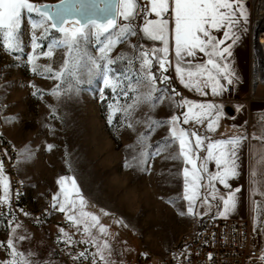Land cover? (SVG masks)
Instances as JSON below:
<instances>
[{"label": "snow or ice", "instance_id": "6c2138e0", "mask_svg": "<svg viewBox=\"0 0 264 264\" xmlns=\"http://www.w3.org/2000/svg\"><path fill=\"white\" fill-rule=\"evenodd\" d=\"M33 14L39 18L33 19ZM25 19L31 20L33 54L28 57V62L34 74L38 71L35 50L42 47L40 41L48 39L52 30L60 35L46 45L45 55L52 57L58 48L67 51L68 58L60 69L53 71L51 67H44L39 73H47L51 78L61 81L51 95L57 98L67 93L78 95L81 91L80 84H90L94 78L99 77L105 88L115 94L111 103H107L110 110L106 117L107 122L112 125L115 118L117 125L133 130V116L143 105H147L154 112L167 99L170 106L179 110L186 109L181 115L165 119L149 115L146 121L148 132L140 134L136 144L130 146L133 154L125 160L123 167L135 168L138 174L149 173L153 166L152 161L170 146L177 145L178 151L169 152L164 159L179 160L184 165V194L178 199L186 201L187 207L179 215L202 218L211 210L213 201H217L213 216L219 215L227 219L236 212L241 189L234 187L232 181L241 174L238 153L246 137L211 140L207 135H200L182 126L177 127L178 123L203 125L207 120L206 131L214 132L220 120L225 118L224 105L194 103L184 98L171 86L172 77L166 73L173 63L170 58L171 38L174 41V71L185 89L207 95L203 89L210 83L211 94L219 97L227 92L224 82L227 85L237 83L239 78L229 58L233 56L234 45L240 40L239 25L246 23L248 19L244 0H60L56 5H37L30 0H0V37L7 52L23 53ZM70 22L74 27H66ZM37 29L42 30V36L36 34ZM221 30H224L223 37L218 38L215 32ZM138 35L141 39L158 42L159 46L145 49L140 43H130ZM93 40L98 45L99 56L89 51ZM227 41L231 43H226ZM119 44L128 45L133 50L131 55L122 52L113 58L111 53ZM199 53L207 58L206 62H197ZM121 62L126 64L127 71L117 75V69L112 66ZM85 76L86 80L83 79ZM64 84L71 86L62 88ZM129 92L133 94V103L118 104L117 100L127 98ZM41 94L37 88L36 95ZM108 99L104 98L105 101ZM3 107L5 105L0 104V108ZM120 116L124 118L123 123L119 120ZM143 122L136 121L137 124ZM165 126L169 128L167 136L150 145L152 133ZM47 148L51 151L54 145L49 144ZM136 148L140 150L135 151ZM201 151L206 154L201 156ZM32 157V152L27 151L25 159L31 160ZM210 163L215 165L213 173H209ZM4 164V158H0V183L4 190L0 197V216L9 206L10 185L4 175ZM188 165L191 166L190 169ZM69 168L75 173L71 161ZM163 174L161 170V175ZM204 180H207L210 191L200 196L197 193L204 187ZM57 184L59 191L52 197V208L66 214L69 224L86 236V239L76 241L62 228L61 232L67 237L65 243L85 245L86 250L76 257L81 262L87 258L92 264H109L105 255L107 253L110 256L112 253L107 239L109 229L101 223L100 215L85 211L88 201L78 183L77 175H61ZM216 184L222 185L227 192L216 196ZM259 195L264 196V191ZM176 202L169 198L170 204ZM253 204L258 211L261 205L256 201ZM199 206L206 210L198 212ZM101 213L104 216L110 214L104 209H101ZM11 214L9 211V216ZM257 219L258 230L264 228V219ZM117 223L127 227L123 219ZM15 227L18 229L21 226L17 223ZM93 230L99 236L94 235ZM13 236V239L0 242V248L7 249L9 253V258L0 260V264H36L30 255L16 247L15 240H23L25 237H16L15 233ZM88 248H95L96 251L90 253ZM142 255L146 258L148 254ZM208 259H214L212 253L208 254ZM259 259L264 264V255Z\"/></svg>", "mask_w": 264, "mask_h": 264}, {"label": "rangeland", "instance_id": "374dc122", "mask_svg": "<svg viewBox=\"0 0 264 264\" xmlns=\"http://www.w3.org/2000/svg\"><path fill=\"white\" fill-rule=\"evenodd\" d=\"M30 2L56 5L60 0ZM32 18L39 17L33 14ZM31 34V20L25 19L23 53L7 52L0 37V104L5 105L1 108L0 121L3 135L16 153L17 171L27 192V202L33 212L48 214L47 221L52 229L53 212L58 217L62 215L63 219L66 218V214L52 208V197L59 191L57 180L61 175L76 174L88 201L85 211L100 215L101 223L109 229L107 239L112 253L110 256L105 253L109 264H144L147 259L150 264H160L172 248L197 232L201 224L190 216L179 215L185 208L183 200L178 199L183 196L181 162L164 159L169 152H176L177 149L172 145L156 157L150 172L146 174H138L135 168L127 169L123 165L133 154L130 146L136 144L140 134L148 132L146 121L149 115L165 119L178 115L180 110L170 106L167 99L154 112L143 105L133 116V130L117 125L115 118L112 125L107 122L106 117L110 111L107 103H111L115 94L105 88L99 77L94 78L90 84H80L78 95L67 93L59 98L51 95L61 81L51 78L47 73H39L44 67H51L53 71L60 69L68 58L67 51L58 48L52 57L45 55L46 45L60 35L52 30L48 39L40 41L42 47L35 50L38 71L34 74L28 62V57L33 54ZM36 34L42 36L43 32L37 29ZM130 43H140L145 49L159 46L147 38L141 39L139 35L133 37ZM89 51L99 56L98 45L94 40ZM132 51L128 45L119 44L111 55L113 58L122 52L131 55ZM112 67L117 69V75L127 71L123 62ZM166 74L173 78L170 70ZM70 86L64 84L62 88ZM37 88L41 95H36ZM141 90L145 91L143 88ZM132 95L129 92L127 98L118 99L117 103L132 104ZM105 97L109 99L105 101ZM119 120L124 122L122 116ZM136 121L144 122L137 124ZM177 127H180L179 123ZM168 132L169 128L165 126L152 133L150 145L166 137ZM49 144L54 145L51 151L47 148ZM29 150L33 157L26 160L25 154ZM70 161L75 173L69 168ZM3 191V184L0 183V197ZM10 194L9 190V204ZM169 198L177 202L170 204ZM101 209L110 214L102 215ZM259 216L264 218V210ZM120 219L124 220L127 227L117 223ZM17 223L21 226L18 229L15 227ZM41 227H29L18 220L2 217L0 242L13 239V233L16 237L23 235V240H15L16 247L30 255L36 264H92L87 258L82 262L76 258L81 251L86 250L83 243H65L67 237L61 231L55 230L62 235L56 238L51 229ZM255 230L263 242V228L258 230V219ZM66 233L76 241L86 239L76 227ZM93 234L99 236L95 230ZM87 251L91 253L96 249L88 248ZM143 253L148 254L146 258ZM7 258L8 250L0 248V260Z\"/></svg>", "mask_w": 264, "mask_h": 264}, {"label": "crops", "instance_id": "0c3cea01", "mask_svg": "<svg viewBox=\"0 0 264 264\" xmlns=\"http://www.w3.org/2000/svg\"><path fill=\"white\" fill-rule=\"evenodd\" d=\"M244 5L248 10V19L246 23H241V25H239L238 34L240 35V40L234 45L233 56L229 58L231 66L235 69V72L239 79L238 82L234 85H227L226 82H224L227 90L230 86L233 90V103L230 106H225V103L228 101L227 92L219 97L212 95L210 83L206 89H203V91H206L208 93L207 95H203L201 93H197L183 87V85L179 82L178 75L174 71V41L171 40V38L170 58L172 59L173 63L169 70L172 72L174 80L188 94L189 100L193 101L194 103H215L217 105H224L225 118L220 120L216 131H206V124L208 122L207 120L203 125L190 123L188 125L180 124V127L182 126L190 131H196L200 135H207L211 140L226 139L235 136L246 137V139L242 141L238 153V162L240 164L241 174L237 179L232 181L234 187H239L241 189V192L238 194L239 203L236 212L231 214L227 219L221 218L219 215L213 216V213L216 212L217 203V201H213V206L211 210L208 211L207 215H204L202 218H195L192 216L190 217H192L195 221L200 222V227L202 223L209 218H217L226 221L246 222L249 224L251 230L256 234V220L259 216V213L264 210V196L259 195L260 192L264 191V139H261L264 138V89H259L256 95V99L251 100L250 92L253 80L251 71L253 58V42L251 32L252 8L249 3L244 2ZM152 18L155 17L153 16ZM223 31L224 30L215 32V35L218 38H222ZM154 43L159 45L158 42ZM226 43H231V41H227ZM206 59L207 58L202 53H199L197 56V62L203 63L206 62ZM182 111H186V109L180 110L178 115H181ZM175 147L178 151V146L175 145ZM205 154V151H201L200 153L201 156ZM183 167L184 165L181 162L182 194H184L182 171ZM188 167L189 169L191 168L190 165H188ZM208 168L209 173H213L215 171L214 164L210 163L208 165ZM202 183L204 184V187L199 189L197 193L200 196L206 195L210 191L207 180H204ZM215 187L216 196L223 195L227 192V190L224 189L222 185L216 184ZM253 201H256L259 205H261L258 211L254 209ZM183 202L186 208L187 202ZM205 210L206 209L203 206L197 207L198 212H203ZM53 215L54 221L52 223V229H50L52 230V232H54V237L58 238L62 236L60 233L55 232V230L61 231V229L63 228L64 232L73 231L75 227L71 226L66 218L63 219L62 215L58 217L54 212ZM262 238L263 242H261L260 247L261 250H264V228Z\"/></svg>", "mask_w": 264, "mask_h": 264}, {"label": "built area", "instance_id": "2783aa9c", "mask_svg": "<svg viewBox=\"0 0 264 264\" xmlns=\"http://www.w3.org/2000/svg\"><path fill=\"white\" fill-rule=\"evenodd\" d=\"M252 8V87L251 100L256 99L259 89H264V0H244ZM171 86L188 99V94L172 78ZM225 106L233 103V90H227ZM179 99V97H176ZM0 108V117H1ZM0 121V158H4V175L10 183L11 202L1 217L18 220L29 227L40 225L50 229L48 214L33 212L27 202V192L17 171V156L4 137ZM18 194V195H17ZM11 211V216H9ZM27 215H26V214ZM260 237L248 223L226 221L217 218L206 219L200 229L187 236L179 245L172 248L160 264H262L259 257L264 255L260 247ZM182 253H186L183 256ZM212 253L214 259L209 260ZM144 264H150L147 259ZM152 264V263H151Z\"/></svg>", "mask_w": 264, "mask_h": 264}, {"label": "water", "instance_id": "95a60500", "mask_svg": "<svg viewBox=\"0 0 264 264\" xmlns=\"http://www.w3.org/2000/svg\"><path fill=\"white\" fill-rule=\"evenodd\" d=\"M119 22V21H118ZM66 27H68V28H72V27H74V24L72 23V22H70V23H68L67 25H66ZM55 31V30H54Z\"/></svg>", "mask_w": 264, "mask_h": 264}, {"label": "trees", "instance_id": "16d2710c", "mask_svg": "<svg viewBox=\"0 0 264 264\" xmlns=\"http://www.w3.org/2000/svg\"><path fill=\"white\" fill-rule=\"evenodd\" d=\"M54 31V30H53ZM54 33H56L55 31H54ZM56 34H58V33H56ZM0 218H2L1 216H0Z\"/></svg>", "mask_w": 264, "mask_h": 264}]
</instances>
